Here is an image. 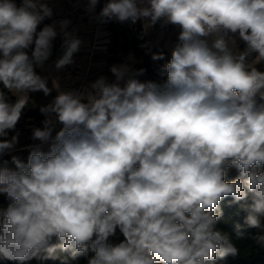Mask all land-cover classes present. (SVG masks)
I'll return each mask as SVG.
<instances>
[{"label": "clouds", "instance_id": "clouds-1", "mask_svg": "<svg viewBox=\"0 0 264 264\" xmlns=\"http://www.w3.org/2000/svg\"><path fill=\"white\" fill-rule=\"evenodd\" d=\"M99 0H88L94 12ZM53 15L41 0H0V193L11 203L0 210V256L27 261L57 249L87 264H216L238 254L216 228L221 201L248 212L262 228L264 216V0H108L99 21H143L145 30L180 29L164 84L141 82L144 69L113 65L114 82L101 76L91 91L48 87L38 75L52 54ZM55 68L74 63L82 41L66 31ZM245 44L239 50L238 42ZM34 43L31 55L25 51ZM154 55L153 59H162ZM53 101L40 111L42 128L27 162L3 157L18 144L15 129L29 92ZM57 123L62 128L52 137ZM239 175L225 177L230 169ZM119 228L123 241L113 242ZM53 237L60 243L53 244ZM264 242V235L256 237Z\"/></svg>", "mask_w": 264, "mask_h": 264}, {"label": "trees", "instance_id": "trees-1", "mask_svg": "<svg viewBox=\"0 0 264 264\" xmlns=\"http://www.w3.org/2000/svg\"><path fill=\"white\" fill-rule=\"evenodd\" d=\"M108 30L110 31L111 53L132 52L141 61L136 65L135 70L144 69V74L135 78L141 82L151 81L157 84H164L167 80V73L164 71V65L171 60V53L162 47L155 46L148 49L146 45V37L140 33L139 30H134L131 35L130 31L126 30L118 21H109ZM240 51H243L245 44L242 41L238 42ZM2 55V54H0ZM154 55H162V59H153ZM117 60H115V63ZM257 69L264 72V61L256 65ZM0 91H3L8 102L12 100L9 98L7 88L0 82ZM13 101V100H12ZM41 108H35L28 111L27 116L37 118L42 124L44 120V113L40 111ZM13 130H8V134H12ZM47 152L49 147L40 148ZM30 149L14 150L6 154L3 159L11 163V157L17 156L23 162H27ZM12 164V163H11ZM15 166V165H14ZM264 170V169H262ZM239 175L237 169L234 172L228 173L225 177L227 181L236 179ZM11 200L6 194L0 193V210H6ZM245 201L233 202L231 196L226 197L221 201L220 207L223 215L217 222L216 228L227 234L231 242L238 249V254L235 256L229 255L224 259H217L216 264H264V242H257L256 237L264 235V216H260L262 228H251L246 223L248 212L242 208ZM114 243L123 241V234L119 228L116 229V235L110 238ZM53 244H58L60 241L53 237ZM95 253L89 249L86 255L73 258L71 252H61L59 249L49 257L47 253H42L39 257L32 258L27 261L8 260L0 256V264H87L88 260L93 257Z\"/></svg>", "mask_w": 264, "mask_h": 264}, {"label": "crops", "instance_id": "crops-1", "mask_svg": "<svg viewBox=\"0 0 264 264\" xmlns=\"http://www.w3.org/2000/svg\"><path fill=\"white\" fill-rule=\"evenodd\" d=\"M101 1L102 0H99L94 12L90 13L86 11L88 0H41V2L46 3L52 9L53 15L50 18H45L40 25H38L37 31L42 30L46 25H53L57 32L56 37L52 40L51 56L42 68H35L38 75L47 78L49 88L52 87V71L54 70L59 73L61 70L55 68V62L63 54V51L57 52L54 42L58 41L57 39L59 38V40L64 42V35L59 25V22L62 20L70 21L66 31L72 33L82 41L80 50L73 56L74 63L72 67L79 71V74L83 77L82 79H88L82 84L85 88L89 87V89H91L90 85L100 78L99 73H101V70L105 69V67L111 63L112 54L111 50L109 52L108 48L111 41L110 31L107 27L108 23H101L98 18L101 11ZM15 2L19 5L21 0H16ZM178 31H180V29L177 26L174 27V29H171V35H178ZM155 46L162 47L172 54L173 43L164 44L160 42L159 44L152 45L149 50ZM33 49L34 43L25 51L30 56ZM124 55L125 56L119 58L118 64L130 63V66H134L135 70L136 65L141 59L137 58L130 51L124 53ZM63 69L65 70L67 67ZM60 89L62 91L72 90V88L64 85H60ZM37 93L43 92L39 91ZM56 93V90H53L52 93L48 95L50 99L49 104L56 97ZM40 108H42V106H40ZM57 125L60 124L57 123Z\"/></svg>", "mask_w": 264, "mask_h": 264}, {"label": "rangeland", "instance_id": "rangeland-1", "mask_svg": "<svg viewBox=\"0 0 264 264\" xmlns=\"http://www.w3.org/2000/svg\"><path fill=\"white\" fill-rule=\"evenodd\" d=\"M16 1V0H15ZM104 1L108 0H102L100 3L101 4ZM125 29L130 31V35L134 30H141L143 27V21H139L136 26H132L131 28L129 25L124 24ZM174 25H167L165 27H161L160 23H157L155 26L147 29L143 34L146 37V45L148 49L155 44H159L160 42L164 44H169L173 43V50L176 46V44L179 42L178 41V35L172 36L171 35V29H174ZM141 32V31H140ZM180 31H178L179 33ZM60 39V38H59ZM57 39L58 41H55V46L57 52L63 51L62 48V41ZM60 47V49H59ZM109 52L111 48V41L109 43ZM112 54V53H111ZM121 56H125L124 53L119 52L116 54H112V58L110 60V64H108L105 69L101 70V73H99L100 77H106L109 82H114L115 77L111 73L110 69L113 65H119V58ZM115 60H117L115 63ZM130 64V63H129ZM67 69H61L60 72L52 71V80L55 78H59V83L60 85H64L66 87L72 88V90H77V91H91L92 89H89V87H84L82 84L83 82L87 81L88 79H82L83 77L79 74V71L75 68L72 67V65L66 66ZM132 69L134 70V66H131ZM87 78V77H86ZM90 80V79H89ZM8 96L9 98L12 97V100H10L9 103H15L16 100L18 99L17 95L13 94L7 89ZM52 93V92H51ZM58 94V93H56ZM30 97V102L29 104L22 110V115L20 120L18 121L17 125L15 126V129L12 134H8L7 139H11L12 136L16 135L19 133L18 136V144L16 145L14 150H20V149H30L29 146L35 147L39 146L40 148L42 147H49L51 145V141L48 143H42L41 141L38 140H33L32 139V130L33 128H42L43 124L40 123V121L32 116H27L28 111L33 110L35 108H40V106L45 107L49 104L50 99L48 96H45L43 93H37V92H29L28 93ZM44 119L46 118L45 114L43 115ZM62 128V125H56L55 129L53 130L52 137L54 138L56 133ZM5 139L3 137H0V140ZM13 150V151H14ZM11 169H15V166L11 163H8L7 165ZM235 168H232L229 170L228 173L234 172ZM7 196V195H6Z\"/></svg>", "mask_w": 264, "mask_h": 264}, {"label": "built area", "instance_id": "built-area-1", "mask_svg": "<svg viewBox=\"0 0 264 264\" xmlns=\"http://www.w3.org/2000/svg\"><path fill=\"white\" fill-rule=\"evenodd\" d=\"M107 2H108V1H104V2L101 4V10H102V8L104 7V5H105ZM138 22H139V21H137L135 24H133V23H131L130 21H128V22H124V23H121V22H120V24H121L123 27H125L124 24L129 25V23H131V25H129V27L131 28L132 26H136ZM140 31H141V32H140ZM145 31H146V30L144 29V27H142L141 30H139V32L142 33V34H143ZM61 43H63V42H61ZM55 48H56V46H55Z\"/></svg>", "mask_w": 264, "mask_h": 264}]
</instances>
